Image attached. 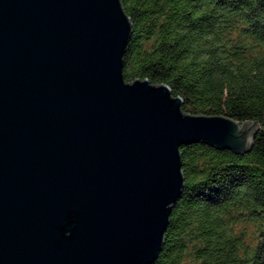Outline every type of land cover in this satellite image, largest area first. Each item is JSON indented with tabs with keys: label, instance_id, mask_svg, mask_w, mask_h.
<instances>
[{
	"label": "water",
	"instance_id": "95a60500",
	"mask_svg": "<svg viewBox=\"0 0 264 264\" xmlns=\"http://www.w3.org/2000/svg\"><path fill=\"white\" fill-rule=\"evenodd\" d=\"M131 31L121 0H0V264H151L180 147L250 149L256 120L125 81Z\"/></svg>",
	"mask_w": 264,
	"mask_h": 264
},
{
	"label": "trees",
	"instance_id": "16d2710c",
	"mask_svg": "<svg viewBox=\"0 0 264 264\" xmlns=\"http://www.w3.org/2000/svg\"><path fill=\"white\" fill-rule=\"evenodd\" d=\"M125 81L167 84L190 113L256 120L242 154L180 147L184 184L151 264H264V0H121Z\"/></svg>",
	"mask_w": 264,
	"mask_h": 264
}]
</instances>
